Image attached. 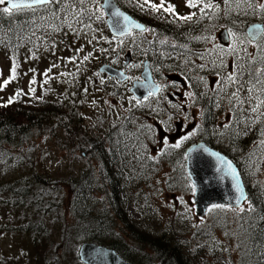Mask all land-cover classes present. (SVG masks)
I'll return each mask as SVG.
<instances>
[{
	"label": "trees",
	"instance_id": "1",
	"mask_svg": "<svg viewBox=\"0 0 264 264\" xmlns=\"http://www.w3.org/2000/svg\"><path fill=\"white\" fill-rule=\"evenodd\" d=\"M114 1L131 17L142 21L139 8L133 7L137 5L146 9L141 0H125V4L121 0ZM222 4L227 7L224 12L215 9L221 8ZM90 5L89 0H52L46 6L10 14L0 11V57L12 61L11 65L17 64L21 55L30 54L28 51L35 52L46 39L78 42L86 50L93 44L95 48L91 51L93 55L96 53L95 58H90L96 59L91 68L83 72V79L74 75V82L67 83L64 88L58 87L57 91H49L46 96L43 93L45 98L34 99L31 104L17 97L11 98V103H0V230L23 237L24 240L19 242L27 241L30 248V252L26 251L27 246L20 244L19 254L9 258L15 263L24 260L27 264H79L78 247L93 243L114 250L129 264H193L184 250L185 241L177 238L175 230L168 229L160 236L152 237L129 222L125 212L128 181L132 182L133 178L129 177V156L138 146H145L147 137L134 131V111L115 122H111L105 113L104 100L116 101L123 95L125 83L120 84L98 71L104 65L122 69L121 56L114 53L111 45L122 40L109 35L101 12L91 9ZM3 8L0 5V10ZM209 12L214 13L212 18H216L229 33L245 40V30L249 25L259 21L264 23V10L258 8L256 0H217ZM194 19L190 20L191 29L184 33H170L169 27L160 20L153 26L162 36H192L196 26H205L202 21L207 20ZM156 46L151 56L152 65L165 74L172 73L174 68L178 72L184 70L176 58L179 55L176 50L175 57L159 52L162 45ZM165 47L164 50L169 51V45ZM142 60L147 61L148 57ZM187 68L193 67L188 65ZM217 70L211 71V75L217 74ZM96 85L103 97L87 100L93 90L91 87ZM210 93L208 95H214ZM213 100L216 104H206V111L208 108L210 114L221 104L218 96L214 95ZM85 103L89 104L88 116L95 122L90 126L84 118ZM132 103L141 106L133 98ZM160 111L155 110L152 103L144 110L149 115ZM240 121L238 136L232 143L237 153L227 150L225 153L241 174L248 196L247 208L239 211L222 207L213 209H218L215 215L221 221V230L234 228L231 234L238 238L237 264H264V180H258L254 185L249 183L245 172L251 164L245 167L248 159L242 158L259 137H264V116L256 122L247 117L244 122ZM202 124L209 134L213 132L210 121L203 120ZM36 135L48 137V150L66 154L67 168L60 178L38 171L37 153L32 147H27L29 140ZM230 136L229 132L223 135L227 144ZM205 141L215 149L214 143ZM184 152L176 154L178 161ZM259 153L254 147L251 157L257 160ZM140 157L137 163L145 161ZM75 160L81 162L78 169L75 168ZM10 168L17 176L5 174ZM57 179L61 185L51 184ZM51 225H58L59 244L53 241ZM117 225L122 226L120 231L131 241L126 240L131 251L122 248L126 243L120 241L123 236L116 232ZM132 253H136L134 260L129 259Z\"/></svg>",
	"mask_w": 264,
	"mask_h": 264
},
{
	"label": "rangeland",
	"instance_id": "2",
	"mask_svg": "<svg viewBox=\"0 0 264 264\" xmlns=\"http://www.w3.org/2000/svg\"><path fill=\"white\" fill-rule=\"evenodd\" d=\"M89 1L91 9L99 10L105 20L101 10L102 0ZM144 1L156 5L163 3V7H166L171 1L177 2L178 5L179 0ZM256 1L258 5L264 4V0ZM121 2L125 4V0H121ZM192 3L195 4V7L189 6V0H180L178 10L182 18L191 17L186 19V21L192 18H196L194 21L201 18L207 19L202 21L206 24L203 32L199 34L202 37L209 38V40L207 39V47L205 46L208 56H204L205 61L203 62V67L206 69L203 73L207 77L205 78L207 91L210 89V84L214 82L210 78L211 71H216V64L222 67V78L214 77L221 78V81L217 79L220 82L214 88L215 90L218 88L220 90V93L218 92L215 96L219 97L221 104L218 107L219 113L216 116V122L213 123L214 127L211 128L213 132L209 134L207 128L201 122L200 111H195V108L192 107L189 87L184 89L180 85L176 89L187 98L189 97V104L186 101L177 105L178 112H182L179 114H181V119L184 122L182 137L179 140H173L174 138L172 139V137L176 134V128L181 122L178 119L170 118L172 112L170 114V111L168 112L164 107L166 104L168 106L167 100L163 99L161 101L162 112H153V115L144 112L142 105L135 106L132 103V97L128 93L132 82L139 81L142 72L141 67H136L134 63H142L144 60L140 58L141 55L146 56L155 51L153 43H155L154 40L159 33L157 27L156 31L154 27H149V32L143 35L135 34L130 38L111 44L112 47L114 46V53L121 56L122 65L124 58L129 57V55L132 57V63L125 70L129 80L124 84L123 95L118 97L116 101H112L110 98L104 100V108H106L105 113L108 114L107 116L111 122L120 120L124 115L134 111V131L140 132L144 137H147L145 146L144 144L141 148L138 146L137 150L129 156L131 165L129 177H133L132 182L128 181V186H130L126 192L127 204L125 212L128 215L129 222L152 237H158L168 229L175 230L174 232L178 233L177 238L185 241L184 250L190 256L193 264H237L236 239L238 238L231 234L234 228L231 230L227 229V231L221 230L223 226L221 221H219L220 219L215 215L218 209L211 208L207 211L208 213H206L204 218L198 219L196 217L193 203L194 190L185 173L184 155L178 161L176 154L180 155L194 142L203 141L205 143V140H210L214 143L216 145L215 150L226 157H228L225 153L226 150L237 153L236 146L232 145V143H234V138H237L239 133V120L244 122L247 117L249 120L256 122L257 119L264 116V36L258 43H251L241 36L228 32L230 44L227 47L220 48L218 35L227 29L218 24L216 18H212V14H209L211 7H205L206 4H210L209 0H192ZM215 9L224 12L227 7L222 4L221 8L215 7ZM172 15L175 17L174 27L164 24L163 22L168 23L167 20L160 18L161 23L169 27L170 33L174 34L178 31L184 33L186 30L191 29L190 22H177L178 14L174 12ZM169 17L170 12L167 14V18ZM259 23L264 26L262 21H259ZM156 24L158 25V21H156ZM186 38L187 35L177 38V40L169 41L167 38L160 37L156 43L177 47V42L187 45ZM87 48V50L86 48L83 49V44L69 40L52 39L48 41L46 39L40 43L35 52L31 53L28 51L30 54L21 55L15 65H11L12 61L9 62L4 56H1L0 103H7L11 98L17 97L24 103L31 104L34 103V99L45 98L49 91H57L58 87L64 88L67 83L74 82V75L83 79L85 77L83 72L87 68L90 69L93 60H96L90 59L92 56L93 58L96 57V53L93 55L91 51L95 46L91 44ZM195 51L188 52L184 49L176 51L179 54L176 58L181 61V65L184 67L183 71L176 73L180 78H184V72L191 75L201 73L195 70L196 67L200 66L199 63L201 62V57L196 55L197 52L195 53ZM151 59L152 57L149 56L147 61L151 62ZM80 65L82 67L79 68ZM188 65L193 68L188 69ZM174 75L162 72V80L158 82L160 85L162 84L161 86L174 87L173 84L175 82H171ZM6 81L7 83H5ZM97 83L98 85L100 84L99 82ZM98 85L91 87L93 90L89 92L91 96H88L87 100L93 101L103 97V94L95 88ZM199 87L203 88L202 86H197V88ZM208 98H210V95H208ZM160 99L158 98L157 100ZM212 102L216 104L213 100L209 103L210 106ZM151 103L152 107L157 110L158 104L156 102ZM88 106L89 104H84V118L87 119L86 124L90 126L95 122L88 116ZM184 107L187 109L185 111L187 112L186 114L183 113ZM137 112H140V114H137ZM193 115H197L195 120ZM147 117L151 121H148ZM152 132L153 134L151 135L150 133ZM226 132L231 135L228 144L225 141L226 139H223V135ZM150 137H152V140ZM47 139L48 137L45 135H36L29 140L27 147H32L37 153L35 154L37 156L36 165L38 171H41L40 174L50 173L60 178L62 172L67 168L68 158L65 153H56L54 150H48ZM177 144L180 146L176 147ZM254 147L260 151L257 160L251 157ZM243 154L242 158L244 160L248 159L245 167L251 164L250 168L245 172L248 182L254 185L258 180H264V137H259L258 142L253 144L252 148H249ZM140 155L142 156L140 157ZM139 157L145 159V161L142 160L137 163ZM80 163L79 160L74 161L76 169L81 166ZM5 174L12 177L17 176L13 168L8 169ZM52 183L61 185L59 179ZM244 208H247V204H244L241 209ZM51 226L55 237L53 241H56L57 244L61 243L58 225ZM121 228L122 226L117 225L116 232L123 236L120 241H125L126 243L122 244V248L131 251L127 243V241H131L120 231ZM23 240L24 238L19 235H10L8 232L0 230V264H27L24 260L15 263L9 258L19 254L20 244L26 245V251L30 252L27 241L19 242ZM79 247L76 251L77 257ZM135 257L136 253H132L129 259L134 260ZM79 264L81 263L79 262Z\"/></svg>",
	"mask_w": 264,
	"mask_h": 264
},
{
	"label": "water",
	"instance_id": "3",
	"mask_svg": "<svg viewBox=\"0 0 264 264\" xmlns=\"http://www.w3.org/2000/svg\"><path fill=\"white\" fill-rule=\"evenodd\" d=\"M13 2H20V0H13ZM24 2L32 3V0H24ZM50 3H32L30 8L22 7L13 11L42 7ZM6 6L8 4H4V7ZM101 10L105 16L108 33L114 39L126 38L132 32L142 33L145 31V27L141 23L119 8L113 0H107V3L106 0H102ZM117 11L120 15H113ZM124 17L128 19L125 20ZM136 25L140 27H136ZM263 33L264 26L259 24H251L245 30L246 38L252 43L257 42ZM218 39L222 46H227L230 42L226 31H222L218 35ZM129 63L130 58L125 57L123 67L126 68ZM98 72L119 83H124L128 79L122 70L108 65L100 67ZM140 78L141 81L134 82L129 90L135 100L141 102L159 93L160 89L153 81L147 62L143 64ZM185 167L192 187L195 186L193 188V203L198 219L204 218L207 211L214 208L213 205H223V207L238 210L247 202V191L236 165L228 157L210 148L204 142H196L187 148ZM78 259L81 264H129L114 250L93 243H85L79 247Z\"/></svg>",
	"mask_w": 264,
	"mask_h": 264
},
{
	"label": "flooded vegetation",
	"instance_id": "4",
	"mask_svg": "<svg viewBox=\"0 0 264 264\" xmlns=\"http://www.w3.org/2000/svg\"><path fill=\"white\" fill-rule=\"evenodd\" d=\"M142 3L144 4V6L146 7V9H143L142 7H139V6H133V7H136L139 8L140 10V14L139 16L142 18V21H138L139 23H141L144 27H145V31L142 32V33H132L129 37L127 38H130L132 37L133 35L137 34V35H143L147 32H149L148 30L151 28V27H154V30L156 31V27L153 26L155 24L156 21L160 20V18L162 19H165L167 20L168 23H165L163 22L164 24H168L169 27H174V20H175V17L172 15V13H177L178 14V17L176 19L177 22H183V23H186V22H190V20L186 21L185 17L182 18L179 14V10H178V5H179V2L180 0L178 1V5H177V2L175 3L174 1H171L169 4H167L168 6L166 7H163V9H155L152 7V4L150 3H147L145 2L144 0H141ZM211 0H209L210 2ZM215 2V1H214ZM214 2H210V5H211V8L209 11L212 10V7H213V3ZM190 6V4H189ZM168 7H172L173 8V11H165L164 9L165 8H168ZM192 7V6H190ZM168 12H170V17L167 18V14ZM167 13V14H166ZM209 14H213V13H210ZM250 26V25H249ZM150 27V28H149ZM247 29V28H246ZM204 30V26L202 24H200L198 27L196 26V29L194 30V33L192 34V36H188L187 35V46L186 45H183L182 42H177L178 43V46L177 47H172L170 46L169 44H166V45H169V51H165L164 49L166 48L165 47V44H161V43H156L158 42L159 38H167L169 41L170 40H177V38H181L182 36L179 35V36H172V37H166V36H162V35H159L158 33V36L157 38H155L153 45H162V47L159 48V52L161 53H164V54H168V55H172V56H177L175 51L174 50H178V49H184L185 51H188V52H191V51H195L196 55H198L201 60V62L199 63L200 66L199 67H196L195 70H197L198 72H201L200 74H197V75H191V74H186L184 72V78H180L176 72H178V70L176 68L173 69V72L170 73V74H175L173 77V80L170 81L171 82H175L173 85L174 87H170V86H167V85H163L161 86L160 83L158 81L162 80V71L155 67L154 65H152L151 62H148L149 63V69L151 71V75H152V78H153V81L154 83L159 87L160 91L159 93L154 96V97H149L141 102L140 105H142L143 109L145 110L148 105L151 103V102H156L158 104V111H160L161 109V101L164 99V100H167L168 101V106L167 104L164 106L165 107V110H168V112L170 111V114L172 112V114L170 115V118L171 119H178L179 122H181L179 124V126H177V130H176V134L173 135L172 139L173 140H179L181 137H182V128H183V120L181 119V114L179 113H182V112H178V104H181L182 102H188L189 104V97L187 98L182 92H179L178 89L180 85H182V87L184 89H187L188 87L190 88V98L192 99V107L195 108V111H200L201 115H200V118H201V122L203 120H205L206 122L207 121H210L211 124L213 125V123L216 122V116H218V113H219V109H216L215 108V111L213 113H209L208 112V108H207V111H206V104L207 103H211L210 100L213 101V98H214V95H217L218 92L220 93V90L219 88L217 90H215V86H218L219 85V82L221 81V78H222V73H221V66H218L219 64H216V69H218L217 71V74H212L210 75V78H212V81H214L212 84H210L209 86V93L211 91L210 94H214V95H210V97L212 99H209L208 98V91H207V88H206V85L207 83L205 82V78L206 75L205 73H203L206 69H204L203 67V62L205 61L204 60V56H208L207 52H206V49H205V46L207 47V39L209 40L208 37H202L200 36L199 34L202 33ZM223 31H226L227 34L228 31L227 30H223ZM192 40H195L194 43H189L191 42ZM230 44V43H229ZM229 44L227 46H229ZM221 45V44H220ZM222 46V45H221ZM220 48H223V47H227V46H222ZM157 47V46H156ZM158 49V47H157ZM158 52V51H156ZM155 52H152V53H149L148 55L144 56V55H141L140 58H145V57H149V56H152ZM178 53V52H177ZM142 65V63L140 64ZM138 66V67H141V69L143 70V67L142 66ZM158 65V64H157ZM215 76L217 77H221V78H214ZM175 77V78H174ZM180 78V79H179ZM176 79V81H175ZM219 79V80H217ZM217 80V81H215ZM140 81V80H139ZM215 84V85H214ZM197 86H202L203 88H197ZM158 98H161L160 100H157ZM208 100V101H207ZM190 105H191V102H190ZM211 108V107H210ZM187 109L184 107V110H183V113H187L185 112ZM162 112V111H160ZM204 113H206V115H204ZM197 118V115H193V119L195 120ZM147 120L148 121H151L150 118L147 117ZM214 127V125H213ZM212 127V128H213ZM163 137H166V136H163ZM207 144V143H206Z\"/></svg>",
	"mask_w": 264,
	"mask_h": 264
},
{
	"label": "snow or ice",
	"instance_id": "5",
	"mask_svg": "<svg viewBox=\"0 0 264 264\" xmlns=\"http://www.w3.org/2000/svg\"><path fill=\"white\" fill-rule=\"evenodd\" d=\"M50 2H51V0H32V3H34V4H46V3H50ZM32 3H25L24 0H20V2H13V0H0V5L8 4V6L4 7L0 11L10 14L13 10L20 9L22 7L30 8V7H32ZM106 3H107V0H106ZM189 4H190V6L195 7V4L192 3V0H189ZM152 7L159 10V8L163 7V3H161L160 5L152 4ZM205 7H211V5L206 4ZM258 8L261 10H264V4H259ZM164 10L165 11H173V8L168 7V8H165ZM113 15L119 16L120 13L117 11V12L113 13ZM190 18L191 17H185V19H190ZM124 19L127 20L128 18L124 17ZM136 27H140V26L136 25ZM5 83H7V81ZM150 95H151V93H150ZM9 103H11V101H9ZM185 139H187V137H185ZM179 146H180L179 144L176 145V147H179ZM229 167L231 168L230 163H229ZM194 187L195 186L193 185V188ZM213 207H223V205H213Z\"/></svg>",
	"mask_w": 264,
	"mask_h": 264
}]
</instances>
